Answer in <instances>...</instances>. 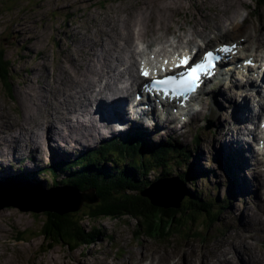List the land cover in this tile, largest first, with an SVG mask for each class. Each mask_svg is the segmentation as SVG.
<instances>
[{"label": "rangeland", "instance_id": "374dc122", "mask_svg": "<svg viewBox=\"0 0 264 264\" xmlns=\"http://www.w3.org/2000/svg\"><path fill=\"white\" fill-rule=\"evenodd\" d=\"M149 1L157 3L159 10L150 11L146 4ZM167 1L173 4H180L181 8H174V6L171 5L170 11H167L165 10L169 8ZM217 1L222 0H0V49L4 51L5 59H9L12 62L8 79L0 80V138L6 136V139H10V141L13 140L12 146L14 148H16V146L24 148V150H16L15 152L5 150L4 157L8 158H6L4 165L10 166L11 171H16L19 165L30 167L33 161H36L37 168H43L49 164L54 146L58 144L60 148L62 147V142L58 138L48 140V136L46 135L41 141H34L30 139L29 135L31 133L33 136H35V134H40L37 125H44L45 122L48 124V119L54 113L52 111H55V108L63 106L62 101H60L64 99L61 90L62 87H68L70 82V78L66 75L70 73V75H73L78 69H85L95 74L87 58L89 53L83 51L80 47L82 42L85 43V41H87V45L92 43L93 39H106L102 30L110 27L107 19L111 16V13L113 15L122 14L131 16V14L136 15L140 13L142 9L146 8L147 13L151 17L155 14H157L156 16L158 18L169 16V24L162 27V30L159 32H156L157 36L160 34L159 37L162 38L160 40L161 44L168 38L171 40L174 31L176 34L181 33L185 35V37L181 39L184 43L189 37L190 30L198 26V16L204 15L207 17L208 22V28L204 29L206 37L204 38L197 33H193L192 45L196 43L202 44L201 40H204L205 44H202V48L200 49L202 50L204 47H210L219 42L228 43L234 39L244 40L245 34L250 32L253 35L245 44L248 46V51H252L254 48L253 42L257 37L252 33L253 30L248 21L255 27L259 26L260 23H264V5L255 9V0H236V3L239 1L242 4L239 5L240 15L237 16V21L242 22V20L245 19L242 25L243 27L239 31L231 33L230 29L232 26L225 22L226 26H224V30L229 29L230 33L227 32L221 37H218L219 30L213 22V17L216 16L215 5L217 8L220 7V3ZM141 4L144 8L140 7ZM162 10H164V12H160ZM175 15H180L182 17ZM146 17L148 16L145 15V19L148 22ZM121 18L119 17L117 20L121 21ZM162 20L164 21L165 17H163ZM152 23L155 24L156 21L154 20ZM152 23L150 24L152 25ZM181 24L182 31H179V26ZM155 25H157V23ZM122 29L124 28H119L121 34L123 31ZM133 29H131V31ZM109 31L111 32L110 29H108L107 32ZM142 31L143 30H140L141 33ZM144 33L145 34L142 35L145 37V41L152 40L156 35L154 32L149 33L146 32V30H144ZM173 40L176 41L174 38ZM95 44L97 45V43ZM153 44L156 45V42L154 41ZM261 45L263 48L262 51H264V37L261 41ZM97 49H99V47H97ZM113 52H116V50ZM72 53L76 55L75 58ZM258 53L263 54V52ZM115 55H117V53ZM123 61H127V56ZM81 64H83V66ZM137 65L138 61L133 67L135 72L137 71ZM119 67L123 73L122 80L126 82L128 77L126 70L128 68L123 70L121 63H119ZM63 68L66 69V74H63ZM253 68L251 72L256 76L257 72L254 71L256 67ZM82 77H84V80L79 83L75 81L73 87L87 84L88 77L86 75H82ZM236 78L239 80L238 76H236ZM109 80L113 83V79L109 78ZM258 81L262 82L261 77H258ZM118 85L121 84L118 83ZM215 85L216 83L212 84L211 88ZM99 86H101V84H99L96 89H98ZM209 88V85L206 86V89ZM225 90V85L224 88L220 90L210 89L211 99L208 100L204 113L197 121L194 116H191L186 122L187 115H176L175 120L169 123V127L163 124L157 126L155 118H150L147 121V125L144 126L148 129L144 132L146 134L144 135L145 139L154 143L164 140V138L168 136V133H170L182 146L192 148L194 147L193 138L195 135H198L199 143L195 150L200 155L194 151L192 152V154L196 153V155L199 156L197 163L194 164V162H192L193 166H196L192 170V173L195 174L199 166L207 170L214 169V173H210L207 178L206 176L199 177L194 184L200 194L205 197V200L210 203L211 206H214L212 210L215 211V213H210L215 215L220 212L218 215L204 222H202L203 217L196 215L194 217L196 221L188 222L178 231H173L169 239L164 240L152 238L150 235L148 237L141 233L137 234L135 229H140V227L134 218L128 216L118 219L112 217H103L101 220L85 219L81 222L83 227L89 228L90 225H94L99 232L100 237L95 244H91L88 248H86L87 245L82 244L75 247L72 251H70L64 243L47 249L45 240L39 235V230L45 219V215L41 211L43 206L38 207L39 212L37 213L31 211L29 208L20 209L14 206H5L7 204L3 203L19 198L16 191L12 188H8L7 193L0 191V204H2L0 205V210H2L0 211V264H174L176 260L177 263L175 264H181V261L178 260L181 255L187 257L186 261L190 263L191 261L188 257L191 256L192 253L201 252L204 248L211 249L213 246L221 243L228 244L231 239H235L236 232H239V230H236L238 225L241 222V225H243L244 222L247 223L248 216L246 215L254 216L258 209L261 208L260 204L264 207V197H261L259 192H251L248 196L243 194V198L240 197L239 193L234 191V189L232 191V188L236 186H239L240 188H238L241 189L242 185L234 186V183L229 180L232 188L229 186L227 178L225 177V161L220 156V150L217 149L218 152L215 150V153L213 151V149L216 148V141L218 138L213 135L216 126L215 111L221 108L220 114L225 113L224 118L226 119L228 113L232 115V107L239 104V102L229 103V99L225 96ZM69 91L70 90H68V92ZM134 91L139 90L136 88ZM197 96L201 98L202 91ZM253 96V92L247 94L246 100H248V104ZM260 97H262L261 93ZM246 100L244 104H246ZM105 101L107 102L106 106L109 105V101ZM93 103L94 101H92V104ZM197 103L196 101L195 105ZM93 105L92 107H88L87 112L80 116L82 120L87 121L91 119L90 116L94 111ZM34 106H37L38 111H34L35 118L32 120L27 117V112L34 108ZM225 110H227L228 113ZM24 114L26 115L25 118ZM69 115L73 114H68L67 116ZM94 116L98 119V113ZM52 119L57 125L59 124L55 116H52L51 120ZM219 121H221V119ZM124 123L123 125L127 126L129 122L126 121ZM244 123H246L247 127L251 126L252 128V125L248 124L247 121ZM19 124L25 126L26 129L24 131L17 130V127L14 125ZM60 126L62 129L71 130L73 124L64 122L61 123ZM221 127L225 129L224 125ZM242 127H245V125L243 124ZM150 133L151 135L149 136ZM104 134L105 136L98 139L97 142L99 140L108 139L106 135L110 133L104 132ZM221 143L223 144V142ZM72 146L74 147L72 142H70V147ZM32 147L34 148V157L28 154L29 148ZM74 150L71 149V152ZM17 154L24 155L26 160L17 161L13 158V156H17ZM62 154L60 153V156ZM76 154H78V151L70 156L68 153V156L66 155L65 157L67 160H72L75 158L74 156ZM22 166L19 168H22ZM186 169L180 168L178 171L175 170L172 174L167 176V178L178 174L179 171H186ZM159 173H161V170L155 169L154 172H150L146 175V179L153 181L158 177ZM252 174V170H245L247 178H250ZM33 177V180L27 181L31 184H34L32 181L38 182L44 188L51 186L52 177L49 173H41V175L36 174ZM254 177L256 178V176ZM192 178L193 177H190V179ZM216 183L219 185H216ZM184 193L185 190L180 193L178 198ZM19 199L23 206L30 205L25 204V201L32 202L28 200V197ZM224 199V206L228 205V207L222 210L221 205ZM36 203L40 202L37 201ZM81 206L82 205H80V207ZM213 219H215L214 223H207ZM182 220H184V218H182ZM262 223H264V221ZM258 227H262V231L264 230V224ZM169 229L171 230V228ZM242 234L244 235L242 243H244L245 246L241 248V252L236 254L233 258H230L232 253H228V259H220L216 264H257L256 260L258 258V264L264 263V235L262 236L260 233L257 235L255 230L249 226L242 229ZM206 238L208 239L205 240ZM256 240H258V243ZM226 246L228 247V245ZM253 250H256V253L259 252L258 258L254 255V252H252L253 255L250 256V251ZM174 252H178L179 256L176 257ZM216 252L219 253L218 250L214 252L209 251V254H211L208 261L217 258V255L214 256ZM245 252H247L250 257ZM196 263H199V259L196 260Z\"/></svg>", "mask_w": 264, "mask_h": 264}, {"label": "bare ground", "instance_id": "6f19581e", "mask_svg": "<svg viewBox=\"0 0 264 264\" xmlns=\"http://www.w3.org/2000/svg\"><path fill=\"white\" fill-rule=\"evenodd\" d=\"M217 2L220 3V7L217 8L215 5V15L216 16L213 17L214 18L213 22L219 30L218 37H221L224 33L229 32V29L224 30V26H226L225 22H227L229 25L232 26V28L230 29L231 33H234L242 29L243 27L242 25L245 19H243L242 22L237 21V16L240 15L239 5L241 3L239 1H237L236 3V0H226V1L222 0V1H217ZM167 3L169 5V8L165 9L167 11H170L171 5L174 6V8H181L180 4H173L168 1ZM146 4H147V8L150 11L159 10L157 3L149 1ZM140 7L144 8L142 4ZM254 8L256 9L257 7L254 6ZM160 12H164V10ZM145 15L148 16L146 17L148 22L145 19ZM156 15L157 14L151 17L147 13L146 8L142 9L141 12L136 15L131 14V16H125L122 14L113 15L111 13V16L107 19L110 27L108 26L109 28H106V29L102 28L103 29L102 32L106 36V39L98 38L97 40H95L92 38L93 39L92 43L87 44L88 45L87 46L86 45L87 41H85V43L82 42L81 47H80L83 51L89 53V56L87 58L89 59L90 65L92 66L95 74H92L85 69L81 70L77 68L78 69L77 72L76 73L74 72L73 75H70L71 73L69 75H66L68 78H70V82H69L68 87L66 88L62 87V90H61L63 92L62 97L64 99L60 101H62L63 106L60 108H55V111H52L53 109L51 110L52 112H54L51 115V117L55 116L57 121H59V124L57 125L56 122L53 120L54 117L52 120L50 117L48 119V124H46V122L44 121L45 122L44 125H37V128L40 134L34 133L35 136H33L31 133L29 135L30 139L34 141H41L46 135L48 136V140L58 138L62 142L61 144L62 147L60 148V146L57 144L54 146L53 149L56 152H60L61 154L63 153L64 155L62 154L61 157L66 158L65 156L66 155L68 156V153L71 152V149L74 150L77 148L83 149L86 147H90L98 139H101L103 136H105L104 132H108L110 134H115V133L124 134L127 130L131 128L130 130L133 132H136V133L140 132V133L145 134L144 132L148 130L146 129V127H144L147 125L145 121L147 118H154L153 116L150 117L146 114H143V117H140L137 121L129 123L128 127L123 129V132H121V129H120L123 127H120V126H122V124H124V122L126 121L127 112L134 111L136 106H138L132 103L129 106L130 109L128 110L126 109L124 105V101L130 99L133 93V88L134 87L139 88V85L144 81V79L138 76V71L135 72L133 70L135 63L138 60L137 52H145L152 48H155V49L159 48L161 46L160 40L162 38L159 37L160 34H158L157 36L156 32H159L160 30H162V27L168 25L170 22L169 16H162L158 18ZM175 16H180V15H175ZM119 17L120 18L122 17L121 21L117 20ZM163 17H165L164 21L162 20ZM154 20L156 21L157 25H155L156 23L155 24L152 23ZM150 23H152V25ZM248 23L251 29L253 30L252 33H254L257 38L253 42L254 48L252 51H255V53L253 54L252 51H250L247 54H249L250 56H253L254 60L257 61L256 70L254 71L260 72L262 68L261 66L264 64V51H262L263 48L261 45V41L264 37V23L262 24L260 23L259 26L257 27L251 24L250 21H248ZM121 27L124 28L122 29L123 30L122 34H121V30H119V28ZM179 27H180L179 31H182V24ZM206 28H208L207 17L204 15L198 16V26L193 27L190 30L189 37L184 41V43L181 39L184 38L185 35H182L181 33L176 34L175 31L172 35V38L176 39V41L171 40L172 41L171 42L170 40H166L164 43L166 44L170 42L171 44H176L175 47H173V51H175L178 49V47H182L183 44H184V47L186 45L191 44L193 42L192 40L193 33H197L205 38L206 35L204 32V29ZM108 29H110L111 32L110 31L107 32ZM131 29L133 30L131 31ZM140 30H143L142 33L140 32ZM144 30H146V32H149V33L154 32L156 35L152 38V40L145 41L144 40L145 37L142 35V34H145ZM252 35L253 34H251L250 32H247L245 34V37L243 36L244 37L243 41H239V39L238 40L235 39L241 45V48H239L240 51L248 50V46L245 44V42L249 41ZM156 36H157V39H156ZM154 41L156 42V45L153 44ZM201 41L203 44L205 43L203 40ZM95 43H97V45ZM139 46L140 48L137 49ZM194 46H196L197 50L200 51L201 43H196ZM97 47H99V49H97ZM114 50H116V52H113ZM258 52H263V54H260ZM116 53L117 55H115ZM149 53L152 54L156 52L150 51ZM73 56L74 58L76 57L75 54H73ZM126 56H127V61L124 62L123 59ZM242 60H244V58ZM119 63H121V66H123V70H126L128 68L126 71L128 73L127 79L130 80L129 82L128 80H126V82L122 80L123 73L120 70ZM81 65L83 66V64ZM234 65H235L234 62L232 61L230 68H233V70L228 74L227 77H224L222 71L219 70L220 72H219L218 81L216 85L213 88L206 89L205 87L202 90V97L199 99V102H198L199 104L197 103L195 106L192 107L193 109H196V107H198V110H195L192 113V116H194V118L197 121L201 117V115L204 113V110L208 104V100L211 99L210 89L220 90L224 88V85H225V88H226L225 96L226 98L229 99L228 100L229 103L239 102V104L232 107V110H233L232 115L229 114L227 110H225L228 113L226 119L224 118L225 113L220 114L221 108L215 111L216 126L214 128L213 135L218 137L216 141L217 149L220 150L219 151L220 156L223 158V160L226 162V164L229 167V180L232 183H234V186L242 185L241 189H239L240 188L239 186H238L239 188L237 186L234 187L233 188L234 191L238 192L240 197H243V198H244L243 194L245 196H248L251 192H259L260 193L259 195L261 197H264V190H263L264 189V151H260L257 148V152H254L252 149H249L248 145L246 144L247 142L241 141L243 138L242 135L250 134L249 128L251 126L247 127L246 123H244L245 120L251 121L252 118L259 112L258 109H259V106L261 104V99H262L260 95L256 103L253 104V110L251 111L250 109H248L250 108L251 101H249V104H248V100H246L248 93L253 92L254 90H259V91L262 90L261 86L259 85L260 83L258 81L259 73H256V76H254L253 73L251 72L254 68H251V66L241 64V66L235 67ZM62 72L63 74H66V69L63 68ZM263 74H264V71H263ZM82 75H86L88 77L87 84H81V86L73 87V83H75V81L79 83L80 81L84 80V77H82ZM236 76L239 77V80L236 78ZM109 78L113 79V83L110 82ZM118 83H120L121 85H118ZM99 84H101V86H99L98 89H96V87ZM68 90L70 91L68 92ZM105 100L109 101V104L111 105V111L113 113L112 120H107V119L98 120L94 116L95 114H97L96 113L97 107L92 112L90 116L91 119L87 121H84L81 119L80 116L85 114L88 110V107H92L93 104L95 106L98 105L107 114V116L109 115V118H111L110 112L107 110V106H106L107 102ZM245 100H246V104H244ZM92 101H94L93 104H92ZM146 103L148 102H146V100L143 99L140 104H142L141 106H145L144 104ZM34 111H38L37 106H34V108L30 109L27 112V117L29 119L33 120L35 118ZM145 113H148V112H145ZM68 114H73V115L67 116ZM178 115L185 116L186 113L178 114ZM25 117L26 115L24 114V118ZM189 118L190 117H188V119ZM218 118L219 120L221 119L223 124L221 121L218 120ZM174 120H175V116L174 118H170V123H172ZM64 122L72 123L73 124L72 129L71 130L62 129L60 125L61 123H64ZM243 124L245 125V127H242ZM248 124H251V123H248ZM222 125L225 126V129L221 127ZM14 126L17 127V130L19 129L21 131H24L26 129L25 126H22L20 124L14 125ZM5 137L0 138V163L1 161H5L6 158H8V157H4L5 150L11 151V152H15L16 150H24L23 147L16 146V148H14L12 146L13 140L10 141V139H6ZM144 140H145V136H144ZM70 142H72V145H74V147L72 146L73 148L70 147ZM221 142H223V144ZM28 154L34 157L35 153H34L33 147L29 148ZM13 158H15L17 161H21L24 158V155L17 154V156H13ZM32 164H33V169H31V171H34L36 167V161H33ZM246 169L252 170L254 175L252 174L250 178H247L245 175ZM10 173L11 171L8 166L0 170V191L7 193V189L9 187L6 184H4V182L15 181L23 185L24 184L31 185V183L27 180L20 181V180H15L13 178H6L9 180H5L4 177L8 176ZM254 176H256L257 179ZM179 181L180 180L178 179V175L169 177L167 178V180L160 182L156 186H154L153 192L156 196L157 194L158 195L163 194L166 201H170V203L171 202L175 203V200H177V197L180 195V193L184 191L183 187L178 184ZM33 183L36 184V185H33L35 186V188L41 186V184L39 183H36V182H33ZM12 189H15V188H12ZM31 189L32 188L30 187L23 188V190H25L26 192H29V190ZM67 197H69L68 200L65 203H63L65 206L76 205L77 203L76 196H67ZM254 197L256 199L255 195ZM260 207L261 208L258 209L257 213L254 216L246 215L248 216L247 223L244 222V224L241 225L242 223L241 222L238 225L236 230H239V232H236L235 239H231L228 244L221 243V244L213 246L211 249L204 248L201 252L192 253V255L188 257V259L191 261L190 263L186 261L187 257H184V255H181V257L178 258V260L181 261V264H197L196 260L198 259H199L198 264H216V262H219L220 259H223V260L228 259L227 258L228 253H232L230 258H233L236 254L240 253L241 248L245 246V244L242 243L243 237H244V235L242 234V229H244V227L249 226L250 228H253L255 230V233H257V235L259 233L262 236L264 235V230L262 231V227L260 228L258 227L259 225L264 224L262 223L264 221V218H263L264 217V207L261 204H260ZM102 218L103 217H100L99 219L101 220ZM207 239L208 238H206L205 240ZM209 242H212V241H209ZM256 242L258 243V240H256ZM226 245H228V247ZM216 250L219 251V253L216 252L214 254V256L217 255V258L211 261H208L209 256L211 254V253L209 254V251L214 252ZM252 252L255 253L254 255L256 256V258L259 257L258 256L259 252L256 253V250L250 251V256L253 255ZM174 253L176 257L179 256L178 252H174ZM245 253L249 256L247 252ZM258 259L256 260L257 264H258ZM175 263H177V260L175 261Z\"/></svg>", "mask_w": 264, "mask_h": 264}, {"label": "trees", "instance_id": "16d2710c", "mask_svg": "<svg viewBox=\"0 0 264 264\" xmlns=\"http://www.w3.org/2000/svg\"><path fill=\"white\" fill-rule=\"evenodd\" d=\"M254 5L261 7L264 0H255ZM11 64L9 59H5L4 51L0 49V80L8 79ZM144 135L128 132L124 140L113 136L88 148L72 160H57L53 157L48 166L37 171L40 175L41 173L51 175V186H74L86 193L93 189L94 198L97 199L92 203L84 201L79 209L63 214L58 211H42L45 219L39 235L45 240L47 249L64 243L72 251L82 244L87 245L86 248L95 244L100 237L99 232L94 225H90L89 228L83 227L81 222L85 219L96 220L100 217L118 219L128 216L134 218L140 227L135 229L137 234L164 240L169 239L173 231H178L188 222L196 221L194 219L196 215L203 217L204 222L220 213L212 215L210 212L215 213L212 210L214 206H211L195 188L194 183L199 177L207 178L210 173H214V170H207L201 166L195 174L192 173L196 167L192 162L197 163L199 158L195 150L199 143L198 135L193 138L192 148L182 146L172 136H166L164 140L154 143L144 140ZM193 151L196 153L192 154ZM180 168L188 170L176 174L179 182L185 184L183 188L185 193L179 204L162 202L157 196L151 195L150 190L147 191L158 179L167 178ZM155 169H160L161 173L155 180H147L146 175ZM225 175L228 176L227 168ZM33 176L35 173L25 172L11 178L20 181L33 180ZM224 205L225 199L221 209H225ZM214 222L215 219L207 223Z\"/></svg>", "mask_w": 264, "mask_h": 264}, {"label": "snow or ice", "instance_id": "6c2138e0", "mask_svg": "<svg viewBox=\"0 0 264 264\" xmlns=\"http://www.w3.org/2000/svg\"><path fill=\"white\" fill-rule=\"evenodd\" d=\"M235 45H225L215 52L206 51L202 59L194 61L191 55L185 54L182 57H174L173 60L164 61V66L160 67V72H172V75H164L158 78L155 72H150L142 67L141 75L146 79L150 78V83L145 84V90L151 89L158 93L168 95L177 90L191 91L196 86L202 74H210L215 68L216 63L221 59L217 53H229ZM171 63V67L168 65ZM175 69H181L176 72Z\"/></svg>", "mask_w": 264, "mask_h": 264}, {"label": "water", "instance_id": "95a60500", "mask_svg": "<svg viewBox=\"0 0 264 264\" xmlns=\"http://www.w3.org/2000/svg\"><path fill=\"white\" fill-rule=\"evenodd\" d=\"M165 180H167V179L166 178L158 179L152 186H150L147 189V191L150 190L151 195L156 196L154 194L152 188H154V186H156L158 183L163 182ZM4 184H6L9 188L10 187L15 188L13 190L17 192L19 198L28 197V200L32 201V202L25 201V204H30V206H23L20 203V199L15 198L14 200L3 203V204H7L5 206H9V207L14 206V207H18L20 209L29 208L31 211H34V212H39L38 207L43 206L41 211H58L59 213L63 214L67 211L79 209L80 204L84 201L92 203V202H95L97 200L94 198V195H93L94 190L93 189H89L90 191L86 193L84 191H80L78 188H76L74 186H68V185H65V186H56L55 185V186H50L48 188H44L41 185L40 187L35 188V186H33L35 184H31V185L24 184L23 185V184H20L18 182H15V181L4 182ZM179 184L183 188L185 187L184 182L183 183L179 182ZM27 186L32 188L31 190H29V192H26L25 190H23V188H28ZM67 196H76L77 202H79L78 205L65 206L63 203H65L68 200L69 197H67ZM157 197L160 201L167 202L165 200V197L163 196V194H160V195L157 194ZM182 197H183V195L180 196L179 198L177 197L178 200H175V202H177V204H179L180 199ZM21 200H23V199H21ZM37 201H39L40 203H36ZM0 205H2V204H0Z\"/></svg>", "mask_w": 264, "mask_h": 264}]
</instances>
